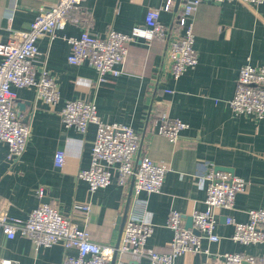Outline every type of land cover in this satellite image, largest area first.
Instances as JSON below:
<instances>
[{
	"label": "crops",
	"instance_id": "crops-1",
	"mask_svg": "<svg viewBox=\"0 0 264 264\" xmlns=\"http://www.w3.org/2000/svg\"><path fill=\"white\" fill-rule=\"evenodd\" d=\"M56 2L0 0V42L27 31L36 16ZM163 6L164 0H85L75 16L83 21L92 15V34L104 37L110 28L129 34L144 24L151 9ZM181 10V1L177 5L175 0L172 12L160 14L164 25L173 26L172 38ZM191 22L198 65L178 80L171 76L168 40L131 43L125 64L118 67L121 75H108L103 83H98V73L88 64L68 63L71 46L65 37H80L84 25L70 23L53 40L46 37L37 42L40 55L36 69L46 66L59 86L61 100L51 107L38 100L33 89L13 88L23 121L29 118L31 137L26 152L15 162L7 159L8 147L0 141V214L26 220L39 205H50L80 229H86L95 243L116 246L121 237L117 220L124 211V187L115 178L106 189L88 192V184L79 174L91 166L96 126L81 134L62 123L65 103L82 100L96 105L104 123L131 127L141 136L140 155L147 154L170 168L160 193L131 196L127 218H149L154 231L145 256L125 255L126 260L152 264L147 256L171 251L174 234L167 226L169 214L178 211L186 225V218L194 211L205 210L204 177L212 166L243 178L247 189L237 195L233 210L217 212L220 241L202 239V249L208 253L186 254L175 264L216 263L217 256L225 253L262 255V245L234 242V228L225 221L232 217L247 223L249 210L264 209V118L235 117L229 106L241 67L248 62L255 67L264 64V5L203 0ZM20 103L30 104L22 110ZM164 110L171 119L189 126L174 144L157 134L153 121ZM59 150L66 155L61 169L54 164ZM39 189L44 190L42 199L37 197ZM86 203L91 206L87 219L74 212L75 205ZM76 254L75 245L63 242L35 251L31 241L21 235L13 240L0 238V257L18 264H62L65 257Z\"/></svg>",
	"mask_w": 264,
	"mask_h": 264
},
{
	"label": "built area",
	"instance_id": "built-area-1",
	"mask_svg": "<svg viewBox=\"0 0 264 264\" xmlns=\"http://www.w3.org/2000/svg\"><path fill=\"white\" fill-rule=\"evenodd\" d=\"M181 14L175 24L176 35L170 37L173 26L160 21L161 11L172 12L175 0H164L160 9H151L143 25L136 26L129 34L110 28L104 37L92 34L93 17L88 15L81 21L75 16L82 9L85 0H58L49 9L42 10L30 23L29 29L13 35L6 43L0 42V141L8 147L7 159L15 162L27 150L31 137V127L23 121L19 112L13 88L33 89L38 100L55 107L61 100L59 86L50 72L43 66L36 69L40 55L37 42L43 38L53 40L58 31L68 24L84 25L80 37L65 39L71 46L68 63L72 66L88 64L98 73V83L106 81L108 75L117 77L122 71L129 54V45L137 40L150 42L153 39L169 41V60L171 76L178 80L188 70L198 65V54L194 49L192 16L203 0H180ZM222 3L230 0H212ZM247 6L264 5V0H236ZM229 106L235 117L264 118V64L255 67L250 62L244 64L239 72L234 97ZM62 123L66 128H76L85 134L91 125L96 126V138L91 153V166L82 171L79 178L88 184V192L94 194L106 189L113 179L128 191L133 183L132 196L141 193L152 195L160 193L166 174L170 171L167 163L156 162L147 154L141 153V136L131 127L122 124H106L99 115L94 103L82 100L67 101L61 112ZM157 134L170 143L180 140L188 125L181 120L171 119L164 111L154 120ZM54 164L61 169L66 164L65 152L59 150ZM206 181L205 210L194 211L192 229L185 228V217L178 211H171L167 226L173 231L169 253H152L147 256L152 264H175L178 257L191 254L208 253L202 249V239L211 243L220 241L216 234L217 212L231 211L235 207L237 195L244 193L248 183L243 178L210 167L204 177ZM37 197H44L39 189ZM141 206L144 205L139 203ZM146 206V205H145ZM74 212L88 217L90 203L75 205ZM249 221L239 223L226 217V224L234 228L232 240L242 245H262L264 247V209L249 210ZM154 227L149 218H127L118 248L101 246L92 240L86 229H80L69 218L64 217L57 208L41 204L26 220L11 219L0 214V238L13 240L17 235L28 238L35 251L50 248L60 242L75 245L77 254L67 256L62 264H111L117 253L115 264H133L124 258L131 255L142 257L147 241ZM0 264H18L14 260L1 258ZM203 264H264L262 255L244 253H225L216 258V263Z\"/></svg>",
	"mask_w": 264,
	"mask_h": 264
},
{
	"label": "water",
	"instance_id": "water-1",
	"mask_svg": "<svg viewBox=\"0 0 264 264\" xmlns=\"http://www.w3.org/2000/svg\"><path fill=\"white\" fill-rule=\"evenodd\" d=\"M179 3H180V0H177V5H179ZM29 104L30 103H26V104H21L20 103V107L23 110L25 108L24 106L29 105ZM28 120H29V118L26 117L24 122L28 123ZM132 188H133V183L131 184V187H130V189L128 191H124L125 192V198H124V205L125 206L123 207L124 211H123V214L117 220V229L119 230L121 235H122V231H123L126 219H127V213H128L129 205L131 203ZM192 227H193V218L192 217L186 218L185 228L186 229H192ZM192 231H193L194 234L200 236L199 231H197L195 229H192ZM120 241H121V237H119V240H118L115 248H118V246L120 244ZM116 258H117V253H115V255L113 256L111 264H115Z\"/></svg>",
	"mask_w": 264,
	"mask_h": 264
}]
</instances>
